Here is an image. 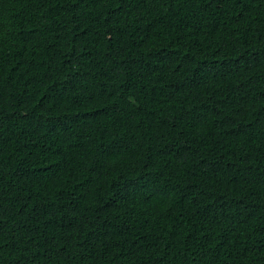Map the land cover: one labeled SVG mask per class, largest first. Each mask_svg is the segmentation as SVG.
Here are the masks:
<instances>
[{"label": "trees", "instance_id": "16d2710c", "mask_svg": "<svg viewBox=\"0 0 264 264\" xmlns=\"http://www.w3.org/2000/svg\"><path fill=\"white\" fill-rule=\"evenodd\" d=\"M0 264H264V0H0Z\"/></svg>", "mask_w": 264, "mask_h": 264}]
</instances>
